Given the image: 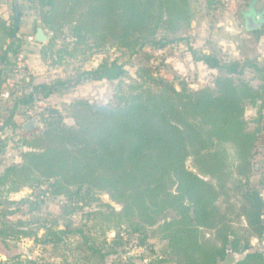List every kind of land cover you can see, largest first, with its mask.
Returning a JSON list of instances; mask_svg holds the SVG:
<instances>
[{
    "label": "trees",
    "instance_id": "16d2710c",
    "mask_svg": "<svg viewBox=\"0 0 264 264\" xmlns=\"http://www.w3.org/2000/svg\"><path fill=\"white\" fill-rule=\"evenodd\" d=\"M27 1L38 7L39 24L49 33L40 53L51 63H61L64 54L73 56L80 46L83 60L86 52L102 49L117 48L133 56L146 46L163 48L171 40L157 39L159 31H182L197 7V0ZM18 10V0H12L11 15L0 14V102L8 78L5 69L20 50ZM197 60L226 74L217 79V91H190L184 84L176 89L151 67L139 68V79L125 83L124 64L108 57L68 80L29 81L33 85L14 96L8 112L5 123L13 129H21L14 119L18 108L25 116L24 108L35 95L46 98L58 85L68 88L84 80H116L119 85L107 104L83 98L69 104L74 125L65 124L57 109L46 107L39 116L40 130L21 132V145L27 148L21 162L0 171V241L29 238L61 260L51 264H139L130 257L109 263L106 258L122 242V231L139 234L143 243L153 229L168 239L169 256H157L150 264H219L229 252L244 254L232 264H264V252L250 243L251 237L264 239V199L249 188L236 204L228 201V182L237 181L233 175L247 180L252 169L255 135L246 130L242 111L248 98L256 102L261 94L244 81H233L231 76L243 69L237 61L223 63L205 53ZM250 66L264 79V67ZM43 186L44 195L65 198V214L98 202L102 192L121 209L100 203L87 215L89 227L3 219L20 211L18 206L3 209L18 203L9 200L10 193ZM221 198L228 202L223 210L217 204ZM235 218L245 222L244 228L232 226ZM106 231L114 232L112 242ZM40 260L14 256L0 264Z\"/></svg>",
    "mask_w": 264,
    "mask_h": 264
},
{
    "label": "rangeland",
    "instance_id": "374dc122",
    "mask_svg": "<svg viewBox=\"0 0 264 264\" xmlns=\"http://www.w3.org/2000/svg\"><path fill=\"white\" fill-rule=\"evenodd\" d=\"M18 3L19 15L16 37L19 39L20 50H22L21 39L24 35L21 33L19 26L21 10H32L38 12L39 16V9L27 0H18ZM11 10L12 0H0V14L3 17L8 18L12 13ZM193 13V18L188 27L177 34L172 35L163 30L159 31L157 39L164 36L171 40L165 47L155 46L156 48H153L146 46L133 56L124 50L111 48L86 52L88 57L83 60L84 54L81 51L83 48L80 46L73 56L64 54L61 63H51L50 60L45 62L41 58L40 47L48 41L49 33L47 32V40L44 44L37 43L34 40V35H31L28 40L34 47H37L36 51L40 59L39 69L35 76L31 77L29 75V80L24 83L22 88L24 86L29 88L30 85H33H29V81L33 83H50L58 79L68 80L69 77L75 76L83 69L93 68L103 57H108L117 58L120 63L124 64L126 76L123 82L125 83H129L131 78L139 79L137 75L139 68L151 67L152 70L154 68L158 69V75L173 84L176 89L180 88V84H184L190 91L207 89L215 92L219 87L217 79L219 80L220 77L226 76V74H223V71L217 68L208 67L201 60H197V57L205 53L216 57L223 63L237 61L243 66V69L240 73L231 76L233 81H244L252 88V91H257L261 96L257 98L256 102L248 98L243 107L242 118L246 130L255 135V144L250 159L252 169L247 180L245 177L240 180L239 176L233 175L234 178L237 177V181L235 184L228 182V187L232 188V195L228 201L236 204L240 193L249 188L257 189L264 199V184L262 183L264 177V79L260 77V72L257 69L250 66L255 64L256 67H264V0H219L211 5L208 4V0H197V7ZM245 17H248V25L245 23ZM38 25H40L39 19ZM9 66L5 69L6 74L10 73ZM118 85L119 81L116 80H84L68 88L58 85V90L45 98L46 105L44 108L57 109L65 124L74 125L69 112V104L79 98L92 103L107 104ZM6 89L4 85L1 86L0 171L9 165L20 163L21 153L27 149L21 145L19 139L22 135L21 132H23L22 125L27 120L26 116L19 114L21 108H18L14 114V119L21 125V129H13L5 123L14 96H16L9 90L8 93ZM41 127V123L38 121L36 128L25 132L40 130ZM236 187L239 188L236 190ZM43 189L44 186L33 189L23 188L18 192L10 193L8 195L9 200L18 203L5 204L3 209L18 206L20 211L3 219L7 221L11 219L33 220L36 221L35 225H41L43 221L47 220L58 221L60 225L68 221L73 224V227H79L83 223H86L85 227H89L90 216L87 217V215L98 209L100 203H110L117 211L121 209L120 204L112 202L108 194L102 192L98 196V202L92 203L91 206L76 209L71 214H65V198L63 196L44 195ZM23 201L27 203H22ZM227 203L222 202V198L217 202L221 210L225 208ZM262 218L264 221V212ZM232 226L244 228L245 222L241 218H235ZM39 231V234L42 233V230ZM147 233V239L141 243L139 234L122 231V242L113 246L115 252L107 256V262L109 263L112 260L127 262L130 257L131 261L139 264H150L151 260L157 256L168 257V239L163 237L162 231L150 229ZM241 233L243 236L247 235L245 231H241ZM206 235L210 236L209 231ZM113 236L114 232L106 231L105 237L108 241L112 242ZM250 243L254 249L264 252V239L251 237ZM58 252L60 253L59 250ZM14 256L30 257L36 260L40 258V264L61 261L54 255L49 256V252L42 251L40 245L29 238L6 243L0 241V260H6ZM243 256L244 254L241 253L229 252L225 260L219 264H232ZM69 259H71V255Z\"/></svg>",
    "mask_w": 264,
    "mask_h": 264
},
{
    "label": "built area",
    "instance_id": "2783aa9c",
    "mask_svg": "<svg viewBox=\"0 0 264 264\" xmlns=\"http://www.w3.org/2000/svg\"><path fill=\"white\" fill-rule=\"evenodd\" d=\"M8 70L10 73H8V78L3 82V85L7 88V92L9 90V92H13V95H17L21 93L24 83L29 80V63L23 50H19L11 56V64ZM45 105L46 99L41 95H35L32 104L24 110L26 118L37 117L39 121V116L45 109Z\"/></svg>",
    "mask_w": 264,
    "mask_h": 264
},
{
    "label": "crops",
    "instance_id": "0c3cea01",
    "mask_svg": "<svg viewBox=\"0 0 264 264\" xmlns=\"http://www.w3.org/2000/svg\"><path fill=\"white\" fill-rule=\"evenodd\" d=\"M38 12H33L32 10L26 11L21 10V15L19 17V26L20 31L24 35L21 39L22 47L21 49L25 52L28 63H29V75L35 76L37 70L39 69L40 59L37 53V47H34L32 43H30L29 36L35 34L36 27L38 25ZM35 50V51H34ZM28 88L24 86L21 92L27 91Z\"/></svg>",
    "mask_w": 264,
    "mask_h": 264
},
{
    "label": "water",
    "instance_id": "95a60500",
    "mask_svg": "<svg viewBox=\"0 0 264 264\" xmlns=\"http://www.w3.org/2000/svg\"><path fill=\"white\" fill-rule=\"evenodd\" d=\"M245 23L247 25L249 24L248 17H245ZM34 40L37 43L44 44L47 40V34L45 33L43 27L41 25H37L35 34H34ZM38 126V118L37 117H31L27 119L23 125H22V130L23 131H31L32 129L36 128Z\"/></svg>",
    "mask_w": 264,
    "mask_h": 264
}]
</instances>
